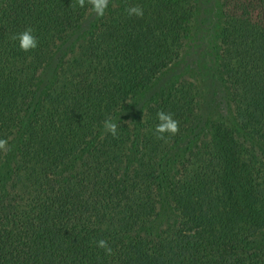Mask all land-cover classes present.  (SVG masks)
<instances>
[{"label": "trees", "instance_id": "trees-1", "mask_svg": "<svg viewBox=\"0 0 264 264\" xmlns=\"http://www.w3.org/2000/svg\"><path fill=\"white\" fill-rule=\"evenodd\" d=\"M199 1L110 3L38 99L40 70L91 6L0 1V138L12 148L0 152V264H264V0L218 2L230 119L207 116L183 79L124 118L192 47ZM137 4L143 17H129ZM28 27L38 47L25 52L12 37ZM159 110L178 134L157 138Z\"/></svg>", "mask_w": 264, "mask_h": 264}, {"label": "rangeland", "instance_id": "rangeland-1", "mask_svg": "<svg viewBox=\"0 0 264 264\" xmlns=\"http://www.w3.org/2000/svg\"><path fill=\"white\" fill-rule=\"evenodd\" d=\"M1 1V0H0ZM116 0H109V4ZM219 0H201L198 3V15L194 20V41L192 47L175 64L163 72L155 82L146 89L145 94H139L128 101V110L125 119L135 122L146 102L154 94L166 91L177 80H188L202 89L204 97L203 107L207 116L229 115V93L227 86L219 72L215 48V26L220 19ZM98 16L91 11L87 12L84 22L74 30L68 39L62 42L55 53V58L39 73L37 84L38 97L43 94L54 82V67L60 60H67L78 52L77 46L87 35L91 25ZM138 102L139 106L133 104ZM123 116V114H122Z\"/></svg>", "mask_w": 264, "mask_h": 264}, {"label": "clouds", "instance_id": "clouds-1", "mask_svg": "<svg viewBox=\"0 0 264 264\" xmlns=\"http://www.w3.org/2000/svg\"><path fill=\"white\" fill-rule=\"evenodd\" d=\"M91 6V11L97 16H103L108 7L109 0H76V3L72 5L73 8L77 6L83 8L85 5ZM129 17L136 16L142 18L144 10L140 5H130L126 9ZM13 40H19L20 48L28 52L38 47V39L33 35V29L31 27L26 28L23 32L14 35ZM157 118L159 123L155 126V132L158 134V139H165V133L176 135L180 131L179 121L173 118V114L159 110L157 112ZM103 130L105 133L111 134L113 137H118V122L114 117H107L103 121ZM12 151L7 138H0V152L7 154ZM96 246L105 250L108 255H111L113 250L109 243L105 239H100L95 242Z\"/></svg>", "mask_w": 264, "mask_h": 264}]
</instances>
